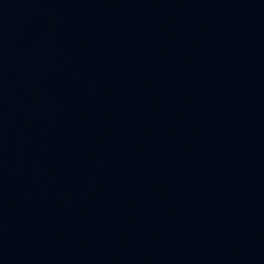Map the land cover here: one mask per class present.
Instances as JSON below:
<instances>
[{
	"label": "water",
	"instance_id": "water-1",
	"mask_svg": "<svg viewBox=\"0 0 264 264\" xmlns=\"http://www.w3.org/2000/svg\"><path fill=\"white\" fill-rule=\"evenodd\" d=\"M0 264H264V0H0Z\"/></svg>",
	"mask_w": 264,
	"mask_h": 264
}]
</instances>
